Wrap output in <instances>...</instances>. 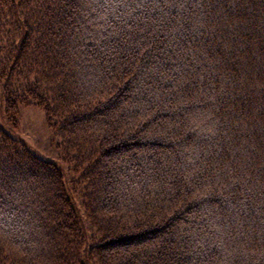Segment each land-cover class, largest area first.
I'll return each mask as SVG.
<instances>
[{
    "label": "trees",
    "instance_id": "1",
    "mask_svg": "<svg viewBox=\"0 0 264 264\" xmlns=\"http://www.w3.org/2000/svg\"><path fill=\"white\" fill-rule=\"evenodd\" d=\"M0 91V264H264V0H0Z\"/></svg>",
    "mask_w": 264,
    "mask_h": 264
},
{
    "label": "rangeland",
    "instance_id": "2",
    "mask_svg": "<svg viewBox=\"0 0 264 264\" xmlns=\"http://www.w3.org/2000/svg\"><path fill=\"white\" fill-rule=\"evenodd\" d=\"M16 118V122L8 120L0 91V124L12 135L25 141L41 157L62 165L69 173V178L73 177L74 174L69 171V165L62 160L60 151L55 145L53 132L46 122L44 111L36 105L21 106ZM77 200L79 202V199ZM80 213L83 214V211ZM82 219L88 233L91 234L87 219L84 216Z\"/></svg>",
    "mask_w": 264,
    "mask_h": 264
},
{
    "label": "snow or ice",
    "instance_id": "3",
    "mask_svg": "<svg viewBox=\"0 0 264 264\" xmlns=\"http://www.w3.org/2000/svg\"><path fill=\"white\" fill-rule=\"evenodd\" d=\"M103 5H101V7H102ZM2 184H3V181L2 180H0V186H2Z\"/></svg>",
    "mask_w": 264,
    "mask_h": 264
}]
</instances>
